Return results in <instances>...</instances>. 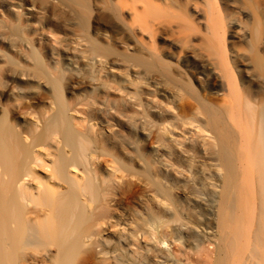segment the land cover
<instances>
[{
  "label": "rangeland",
  "instance_id": "1",
  "mask_svg": "<svg viewBox=\"0 0 264 264\" xmlns=\"http://www.w3.org/2000/svg\"><path fill=\"white\" fill-rule=\"evenodd\" d=\"M219 47L227 51L237 80L244 74L247 88L263 90L256 77H264V0H0V109L14 120L22 119L25 106L39 111L51 99L55 108L69 109L75 102L86 106L94 129L107 134L93 142L103 156V170L111 164L107 158L117 161L118 190L107 192L113 193L109 199H114L115 213L132 222L143 209L157 237L166 241L162 245L180 262L173 258L175 263L196 264L173 218L180 215L198 229L210 224L209 210L194 198L202 195L211 206L218 177L202 150L172 143L180 129L164 132L163 126L180 124L183 103L196 109L192 114L199 110L212 116L219 108L226 89L200 68L218 58ZM249 66L254 77L242 71ZM103 96L112 110L108 126L97 112ZM205 116L200 114L203 123ZM161 159L178 172L163 170ZM159 199L168 209V225L146 211ZM107 227L103 244L86 246L70 264H109L114 249L127 247L119 237L130 226ZM204 246L213 260V245ZM145 259L146 264L159 263Z\"/></svg>",
  "mask_w": 264,
  "mask_h": 264
},
{
  "label": "bare ground",
  "instance_id": "2",
  "mask_svg": "<svg viewBox=\"0 0 264 264\" xmlns=\"http://www.w3.org/2000/svg\"><path fill=\"white\" fill-rule=\"evenodd\" d=\"M221 49L216 60L200 63L202 71L219 78L226 89L223 99L217 102L219 108L212 116L199 110L192 114L196 109L183 103L180 124H163L164 132L173 127L181 131L180 136L171 135L175 140L172 143L199 148L210 157L218 177L213 184L211 206L202 195L194 198L209 210L206 217L210 224L198 229L174 212L180 218H173V226L192 251L189 260L196 264H264V77H256L263 90L247 88L244 74L237 80L234 68L225 58L227 51ZM247 68L250 66L242 71L254 77ZM104 98L97 103V112L107 124L112 110L107 97ZM51 100L39 111L28 105L20 107L22 119L13 120L7 109H0V264H70L86 246L103 244L109 224H125L131 229L119 237L127 247L114 249L109 264H146L148 257L157 260V264L180 263L162 245L166 241L157 237L154 223L142 216L143 209L137 210L132 222L115 213L114 199H109L113 193L108 196L107 192L117 189V161L114 156L107 158L111 164L108 171L103 170V156L93 142L105 139L107 134L95 130L86 106L70 102L74 103L69 105L74 110L70 114L65 105L59 102L55 108L56 103ZM200 114L206 115V121L202 117L205 123ZM126 143L133 147L131 141ZM160 166L166 171L176 170L165 159L160 160ZM214 180L215 177L212 183ZM159 200L154 206L151 203L153 207L146 206V211L153 218L162 219L163 226L168 225V209ZM205 242L214 247V261Z\"/></svg>",
  "mask_w": 264,
  "mask_h": 264
}]
</instances>
